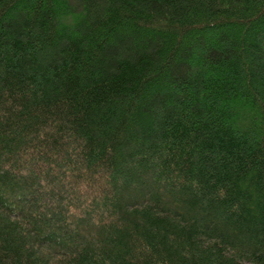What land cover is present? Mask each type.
I'll return each mask as SVG.
<instances>
[{
	"label": "trees",
	"instance_id": "obj_1",
	"mask_svg": "<svg viewBox=\"0 0 264 264\" xmlns=\"http://www.w3.org/2000/svg\"><path fill=\"white\" fill-rule=\"evenodd\" d=\"M0 264H264V0H0Z\"/></svg>",
	"mask_w": 264,
	"mask_h": 264
},
{
	"label": "rangeland",
	"instance_id": "obj_2",
	"mask_svg": "<svg viewBox=\"0 0 264 264\" xmlns=\"http://www.w3.org/2000/svg\"><path fill=\"white\" fill-rule=\"evenodd\" d=\"M45 207L48 208V209H51V207H49V206L47 207V205Z\"/></svg>",
	"mask_w": 264,
	"mask_h": 264
}]
</instances>
